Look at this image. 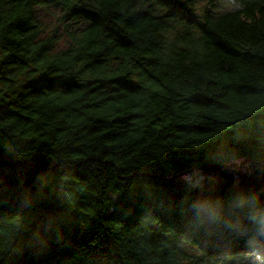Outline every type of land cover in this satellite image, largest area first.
I'll return each mask as SVG.
<instances>
[{
    "label": "trees",
    "instance_id": "1",
    "mask_svg": "<svg viewBox=\"0 0 264 264\" xmlns=\"http://www.w3.org/2000/svg\"><path fill=\"white\" fill-rule=\"evenodd\" d=\"M206 1L0 0V264H264V0Z\"/></svg>",
    "mask_w": 264,
    "mask_h": 264
},
{
    "label": "rangeland",
    "instance_id": "2",
    "mask_svg": "<svg viewBox=\"0 0 264 264\" xmlns=\"http://www.w3.org/2000/svg\"><path fill=\"white\" fill-rule=\"evenodd\" d=\"M55 15H56L55 12L54 11H50L49 9H44V10H41L39 12V16L41 17V20L46 25L45 34L53 32L55 29H57V20L55 18ZM61 31H63V29H61ZM67 40H68L67 36L65 34L62 35L60 41L57 43L58 49L65 47L66 43H67ZM240 162L241 161H239V163ZM236 169L241 171V173L243 175V174H245L244 172H247L246 169H248V166L244 165V166H241L240 168L237 167Z\"/></svg>",
    "mask_w": 264,
    "mask_h": 264
},
{
    "label": "water",
    "instance_id": "3",
    "mask_svg": "<svg viewBox=\"0 0 264 264\" xmlns=\"http://www.w3.org/2000/svg\"><path fill=\"white\" fill-rule=\"evenodd\" d=\"M236 168L237 166L235 164L229 166L209 165L204 168V171L207 175L212 176L216 179L233 180L236 177H242L241 171Z\"/></svg>",
    "mask_w": 264,
    "mask_h": 264
}]
</instances>
